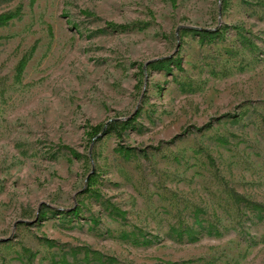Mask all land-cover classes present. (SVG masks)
<instances>
[{
	"label": "rangeland",
	"instance_id": "1",
	"mask_svg": "<svg viewBox=\"0 0 264 264\" xmlns=\"http://www.w3.org/2000/svg\"><path fill=\"white\" fill-rule=\"evenodd\" d=\"M7 15L0 264H264V215L234 200L264 206V0H0Z\"/></svg>",
	"mask_w": 264,
	"mask_h": 264
},
{
	"label": "trees",
	"instance_id": "2",
	"mask_svg": "<svg viewBox=\"0 0 264 264\" xmlns=\"http://www.w3.org/2000/svg\"><path fill=\"white\" fill-rule=\"evenodd\" d=\"M16 18L15 15H7L5 17H3L0 20V27L5 26L6 24H8L9 22H11L12 20H14ZM211 35V33H206V35H204V38H210L209 36ZM180 67V63L178 64ZM131 122L132 120H127V121H111L109 122L106 126H105V130L103 129V127L101 125L96 126L92 129V132L89 133V136L92 138V140H96L98 139L99 134L101 133L102 130H104L105 134L106 133H115L119 138H122L123 134L130 128L131 126ZM207 128H210V125L207 126ZM67 150H70L69 148H66ZM71 152V151H70ZM72 155H74V153L72 152ZM92 186H95L94 181H92L90 188ZM234 200L237 204H246L248 205L253 211L257 212L260 215H264V206L258 203H252L250 201L245 200L244 198H242L241 196H239L238 194L234 193ZM78 212L75 213V215H77Z\"/></svg>",
	"mask_w": 264,
	"mask_h": 264
}]
</instances>
